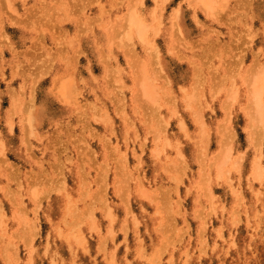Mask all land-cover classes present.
<instances>
[{
  "label": "rangeland",
  "instance_id": "rangeland-1",
  "mask_svg": "<svg viewBox=\"0 0 264 264\" xmlns=\"http://www.w3.org/2000/svg\"><path fill=\"white\" fill-rule=\"evenodd\" d=\"M216 1L0 0V264H264V0Z\"/></svg>",
  "mask_w": 264,
  "mask_h": 264
},
{
  "label": "bare ground",
  "instance_id": "bare-ground-1",
  "mask_svg": "<svg viewBox=\"0 0 264 264\" xmlns=\"http://www.w3.org/2000/svg\"><path fill=\"white\" fill-rule=\"evenodd\" d=\"M196 1H197V0H196ZM205 1H206V0H204V2H203V1L201 0V3L203 2V3L205 4V3H206ZM217 1H218V0H217ZM217 1H216V3H217ZM219 1H220V0H219ZM219 1H218V2H219ZM207 2H208V1H207ZM209 2H210V1H209ZM201 3H200V5H202V6H200V7H201V8H202V7L204 8V6H205L206 4L204 5V4H201ZM213 3H214V2H213ZM198 4H199V3H198ZM214 5H215V4H214ZM211 6H212V5H211ZM211 6H209V8H211ZM216 6H217V5H216ZM214 7H215V6H214ZM214 7H213V9H214ZM205 8H206V7H205ZM205 8H204V9H205ZM130 9H132V8H130ZM130 9H129V10H130ZM211 10H212V9H211ZM127 11H128V10H127ZM131 11H132V10H131ZM205 11L207 12V9H205ZM211 12H213V10H212ZM209 13H210V12H209ZM125 14H126V13H125ZM125 14H124V16H125ZM130 15H131V14H130ZM127 16H128V15H127ZM133 20H134V19H133ZM137 22H138V20H137ZM127 26H128V25H127ZM127 26H126V27H127ZM141 26H143V24H142ZM139 27H140V26H139ZM128 28H129V27H128ZM128 28H127L126 30H128ZM141 29H142V28H141ZM137 33H138V35H139V31H137ZM140 34H141V33H140ZM141 35H142V34H141ZM139 36H140V35H139ZM140 37H141V36H140ZM144 76H146V75H144ZM142 77H143V76H142ZM144 78H145V77H144ZM146 78H147V77H146ZM61 85H62V84H61ZM61 85H59V86H61ZM64 85H65V84H63V86H64ZM142 85H143V88H144L145 85H144V84H142ZM59 88H62V86L59 87ZM64 88H65V87H64ZM66 90H67V89H66ZM145 90L147 91V93H146V91H144V92L142 91L144 95H145V94H149V91H150V90L152 91L151 88H150V90H148L147 88H145ZM63 91H65V90L63 89ZM65 92H67V91H65ZM152 92H153V91H152ZM150 93H151V92H150ZM150 95H152V94H149L148 97H152V96H150ZM146 96H147V95H146ZM31 106H32V105H31ZM32 124H33V123H32Z\"/></svg>",
  "mask_w": 264,
  "mask_h": 264
}]
</instances>
